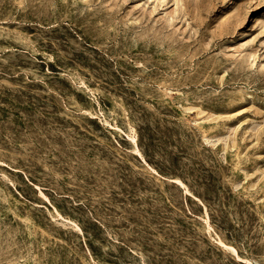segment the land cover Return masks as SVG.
Instances as JSON below:
<instances>
[{
    "label": "rangeland",
    "instance_id": "1",
    "mask_svg": "<svg viewBox=\"0 0 264 264\" xmlns=\"http://www.w3.org/2000/svg\"><path fill=\"white\" fill-rule=\"evenodd\" d=\"M0 264H264V0H0Z\"/></svg>",
    "mask_w": 264,
    "mask_h": 264
}]
</instances>
